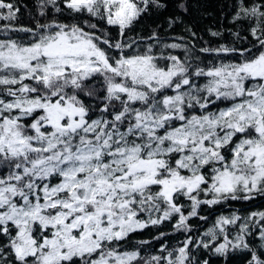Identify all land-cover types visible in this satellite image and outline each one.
<instances>
[{
	"label": "snow or ice",
	"instance_id": "obj_1",
	"mask_svg": "<svg viewBox=\"0 0 264 264\" xmlns=\"http://www.w3.org/2000/svg\"><path fill=\"white\" fill-rule=\"evenodd\" d=\"M23 8L0 0V264H264V206L232 207L264 201V0Z\"/></svg>",
	"mask_w": 264,
	"mask_h": 264
},
{
	"label": "trees",
	"instance_id": "obj_2",
	"mask_svg": "<svg viewBox=\"0 0 264 264\" xmlns=\"http://www.w3.org/2000/svg\"><path fill=\"white\" fill-rule=\"evenodd\" d=\"M33 2H34V0H21L22 12L23 11H26L23 8V5L24 4L32 5ZM203 2L208 5L209 11H212L214 14L217 12L216 0H203ZM212 20H213V17H206L204 19V22L203 23H204V25H209V24L212 23ZM21 22L29 23L30 21L28 20L27 16H23ZM205 35H206V32H205ZM262 206H264V201L260 200L259 198H257V200L254 201L253 203L246 204L243 207L241 206V204H238V203H233V205H232L233 208L240 209V211L242 213L245 212L246 210H256L258 207H262ZM220 210L221 209H218L217 211L219 212ZM222 210L225 211V212H227V211H230L231 209H229V208L226 207V208H224ZM192 222L194 224H197V223H201L202 224V222H199L195 218H193ZM206 227H208V225L207 224H203V228H206ZM161 230L165 231L166 233L170 231V228H169V226L167 225L166 222H165V226ZM201 230H203V229H201ZM152 234H154V233H152ZM136 238L137 239H139V238H145V239H147V238H149V232H145L142 237H136ZM176 239H183V236L182 235L169 236L168 237V242L170 244H174L175 241H176ZM156 247L158 248L159 247V244H157ZM213 264H216L215 259L213 261ZM233 264H239L238 260H234L233 261Z\"/></svg>",
	"mask_w": 264,
	"mask_h": 264
}]
</instances>
